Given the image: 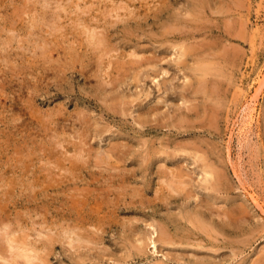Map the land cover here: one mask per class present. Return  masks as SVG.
<instances>
[{
	"label": "rangeland",
	"instance_id": "rangeland-1",
	"mask_svg": "<svg viewBox=\"0 0 264 264\" xmlns=\"http://www.w3.org/2000/svg\"><path fill=\"white\" fill-rule=\"evenodd\" d=\"M10 239L264 264V0H0V264H25Z\"/></svg>",
	"mask_w": 264,
	"mask_h": 264
},
{
	"label": "bare ground",
	"instance_id": "bare-ground-1",
	"mask_svg": "<svg viewBox=\"0 0 264 264\" xmlns=\"http://www.w3.org/2000/svg\"><path fill=\"white\" fill-rule=\"evenodd\" d=\"M89 29H91V28H89ZM178 29V28H177ZM86 31H88V30H86ZM85 31V32H86ZM90 31V30H89ZM92 31V30H91ZM94 33V32H93ZM91 34V33H90ZM173 34V33H172ZM88 35H89V33H88ZM93 36H94V34H92V36H91V40H89V41H91L92 42V44L93 45H95V46H99V45H101V40L99 41V40H94V38H93ZM100 37V36H99ZM88 41V43H90ZM91 45V44H90ZM103 46H104V44H103ZM95 48V47H94ZM97 48V47H96ZM104 55V54H103ZM133 57V56H132ZM131 57V58H132ZM135 57V56H134ZM135 59V58H134ZM132 60V59H131ZM140 60V59H139ZM109 63V62H108ZM138 63V62H137ZM136 63V64H137ZM114 64V63H113ZM135 64V63H134ZM139 64H141V63H139ZM144 64V63H143ZM142 64V65H143ZM117 65V64H116ZM139 66V65H138ZM140 67V66H139ZM134 78H135V80L138 82V80L140 79L139 78V75H134ZM112 83V82H111ZM183 171V170H182ZM182 182V181H181ZM179 185H181V184H179ZM176 186H178V185H176ZM182 186V185H181ZM170 187V186H169ZM177 188V187H176ZM176 190V189H175ZM170 191V190H169ZM178 191V190H177ZM180 191V190H179ZM181 193V192H180ZM153 230V229H152ZM203 231V230H202ZM73 234H75V233H73ZM154 234H155V232H154ZM153 234V235H154ZM14 235V234H13ZM12 235V236H13ZM42 235V234H41ZM69 236H70V234H68ZM156 235V234H155ZM163 235V234H162ZM40 236V235H39ZM68 236V237H69ZM75 236V235H74ZM77 236V235H76ZM71 237V236H70ZM83 237V236H82ZM85 237V236H84ZM163 237V238H162ZM81 237H78L77 236V238H76V240L74 241V237H73V240H70L69 242H68V247L70 248V249H72V248H74L75 246L76 247H79L77 244L81 241V239H80ZM151 238V237H150ZM69 239V238H68ZM71 239V238H70ZM86 239H87V237H86ZM161 240L162 239H166V237H165V235L164 236H161V238H160ZM17 240V239H16ZM85 240V239H84ZM88 240V239H87ZM149 240V239H148ZM150 240H153V239H150ZM149 240V241H150ZM21 241V240H20ZM44 241V240H43ZM83 241V240H82ZM92 241V240H91ZM15 242H14V240H9V246H10V249L11 250H13L12 251V260H16V259H21L25 264H47L46 263V261H45V259L44 258H41L40 256H39V252L37 253L36 251H39V250H36L35 251V247L33 248V247H30L29 246V243L27 242V240L26 241H23V242H21L20 243V246H13V244H14ZM84 243V242H83ZM92 243V242H91ZM151 243H152V245H153V247H154V241H151ZM76 244V245H75ZM87 244V243H86ZM150 244V243H149ZM48 245V244H47ZM46 246V245H45ZM49 246V245H48ZM156 248V247H155ZM154 249V248H153ZM10 250V251H11ZM42 250V249H41ZM130 251V250H129ZM135 251L137 252V254H135V256L136 255H139V254H142V248H136L135 249ZM43 257V256H42ZM6 260V259H5ZM5 260H3L4 262H5V264H9V262H6ZM35 262H38V263H35ZM12 263V262H11Z\"/></svg>",
	"mask_w": 264,
	"mask_h": 264
}]
</instances>
